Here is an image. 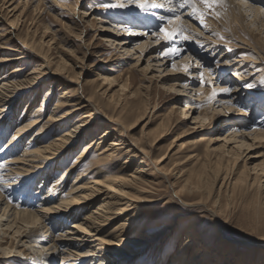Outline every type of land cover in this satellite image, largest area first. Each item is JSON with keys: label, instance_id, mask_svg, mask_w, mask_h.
Here are the masks:
<instances>
[{"label": "rangeland", "instance_id": "1", "mask_svg": "<svg viewBox=\"0 0 264 264\" xmlns=\"http://www.w3.org/2000/svg\"><path fill=\"white\" fill-rule=\"evenodd\" d=\"M19 1L23 5H19V10L21 11L24 8L23 15H21L24 18H20L19 22L16 20L14 24H9L11 26L9 28L6 23L13 20V18L10 19V16L13 14L11 10ZM230 1L224 0L226 8L218 7L215 9V11L220 13L219 17L211 13L207 16L205 20L206 29L200 27L197 20L193 23V21L189 20L190 17H183V20L185 19V21L189 22L188 26H192L189 27L190 29L188 27H186L188 29H185L192 39L183 41L177 38L175 45L171 43L165 45L158 37L151 35V32L157 30V25L161 23L159 19L157 24H150L148 28L142 25L139 26L134 21V23L130 24L128 20H131L129 18L132 16L127 18L126 15L128 10L131 11L130 6H128L130 4L128 0H7V4L9 5L6 4L3 7L0 2V46L4 47L3 50H0V58L6 52L17 55L4 49L19 45L18 43H22L21 39L29 41L28 44H30L31 50H24L28 52L27 56L29 58L26 66L24 65L26 67L24 72L12 73L13 67L17 64V62H14V64L6 65L0 69V80L4 78V82L21 81L27 73H30L38 66L40 67L42 64L43 60L35 58V54H37L44 58L45 61L50 62L53 69L59 66L61 70L64 69L70 76H74L73 80L75 83L84 85L89 95L94 93L102 101L109 100L115 104L119 103V109L128 110L129 112H133L130 110V105L141 103L146 110L133 116H142L143 113H145V116L139 126L132 132L130 139L147 144H151L154 140L159 139V144L156 146L152 160L165 154L163 164L161 163L158 168L162 172L164 171L163 173L166 177L158 174L154 169H151L149 174L153 183L158 186L156 194L159 196L167 195V198L161 203L152 204L150 210L147 212L152 214L159 209V205L161 206L169 200L172 205L180 202L181 204H178L182 207L190 204L175 197L170 189V185L177 179L180 170L189 169L188 174L192 172L195 175L205 172L206 177L203 179V182L200 185L199 183L197 184L200 187V191L193 192L194 201L202 199L203 203H200L197 211H189L182 221H180L179 226L189 228L188 224H190L191 220H196L203 226V229H206V235L211 240L210 244L207 245V250L218 247L216 253L218 256L213 260L214 264H221L225 257L227 259L230 258L228 256L229 248L243 251L244 255L241 258L243 262L239 259V254L237 257L234 255L230 259L232 261L230 264H264V258L262 257L264 255V197L256 198L251 195L253 194L251 191H246L245 194L236 191L233 195L231 188L225 189L223 186L219 192L220 184H213L215 177L212 170L218 167L220 170L219 175L229 173L231 172L229 160L234 159V157L230 159L225 158L218 165L222 155V152L218 149L225 143V141L221 140L232 136L233 131L236 132V136H248L256 123L264 117L262 115V112H264V94H259L257 91L247 92L243 90L252 84L259 85V88L264 87V82H262L264 81V35L259 34L256 30L257 27L252 26V23L247 26L250 33L245 32L244 25L246 24H244L241 15L236 14V6L230 3ZM245 2L250 1L245 0ZM262 2V4L257 5L255 3L252 4L253 6H260L261 10L264 11V1L262 0ZM109 3H123L125 6L117 8L103 6ZM238 5L241 6V3H238ZM11 32L12 36L15 35V38H11L9 34ZM213 33H219L224 39H219ZM197 41L204 46L200 47ZM123 42H127V44L121 45ZM205 42H216L218 46H216L215 51L209 50L206 52ZM141 46H144V48L140 49ZM165 46H175L182 49V51L178 56H163L161 53ZM211 47L215 48V45ZM221 55L223 56L220 58ZM185 57H190L187 60V63L190 61L189 63L191 64L190 71L173 70V64L181 67V60ZM223 57H228L230 63H233L234 60L247 62L242 65V70L240 71L245 80L233 83L235 81L231 79L233 70L240 63L236 64L233 68H223L221 76L224 79L221 77V82L219 81L220 77L219 79L218 77L214 79L216 85L215 91L217 92L218 89L220 91L222 86L229 88L230 91L217 97V102L214 104L216 110L212 111L209 109V104L213 98V88L205 86L200 89L196 65L201 63L205 65L203 71L205 69L208 71L209 67L213 69L218 64L217 61L222 60ZM192 66H194V69ZM254 71H258V74H253ZM260 73H262L263 77L260 76ZM258 75L261 78H258L256 83L253 82ZM62 76L66 77V72ZM123 83L127 84L124 88L122 87ZM76 84L70 85L71 91L77 87ZM234 84H239L237 95L240 99L246 101V103L232 107L231 110L226 107L224 108V106L220 107L223 101L227 102L232 99L231 93ZM49 86L48 83L47 86L42 88L40 90L41 94L33 102H31V98L34 92H32L33 94L21 95L16 105L12 107L8 117V120L11 118V122L7 123L10 129L8 128L3 137L4 130L2 131L0 128V153H3L1 154L3 156L1 163L5 164L6 161L17 158L27 148V145H29L28 149H34L31 141L40 129L39 127L34 128L29 133L22 142V145H18L17 141L8 146L11 150L16 145V150H12L11 153H7V150L5 151L6 145L16 134L17 129L33 121V114L40 107L46 91L50 89ZM179 90L182 91L178 92ZM58 91L57 89L54 90L52 99L47 104L45 115L43 113L42 120L47 118V113L54 107L59 97ZM196 96L202 98H199V100ZM207 96L211 98L207 99ZM250 97L257 98L255 100L262 107V112L249 107L250 103L248 100H250ZM198 100V106L192 105V109L188 115L182 116L184 106L186 104H194ZM199 114L209 119L204 124L195 122L193 119L197 118ZM68 125L70 126V124ZM100 126L106 127L109 124L100 123ZM230 128L232 130L227 132ZM45 131H48V133H45ZM104 131L105 128H101V130L93 133L92 136L101 137ZM62 132L61 130L57 134H54V136H60ZM51 134V130L45 129L40 134V138L47 142ZM208 139H211L214 143L207 145L204 140ZM248 139L250 140L246 141V144H251L250 142L251 140L253 141V138L248 137ZM87 140H89V137L86 138L85 135L84 138L81 137L80 145L73 149L61 163H57L55 166L52 165L50 171H47L45 176V173L43 176H36V180L33 181V183L35 182L34 185L32 183L29 184L30 186L27 185L28 187L22 188L24 184H19V186L11 191V195L5 196L4 202L8 201L10 204L16 205L23 199L19 208L32 210V206L36 209L39 201L46 193L54 194L55 197H58L59 194L60 197L67 195L73 179L79 172H73L64 182L63 180L60 182L58 180H60L59 178L63 175V172L74 164L73 162H75L76 157L85 144L88 143L86 142ZM252 145L253 147L250 150H242V152L244 151L242 159L246 161L249 169L264 162V138L262 140H254ZM226 146H229V149L235 147L234 144H226ZM210 147L217 151L207 153ZM193 155H195L194 159L189 158ZM259 156L262 157L259 158ZM96 160V153L90 155L80 164L79 170L90 169ZM122 161L123 158H120L116 166L119 167ZM138 165V160H136L130 166V171H133ZM241 165L242 163L240 162L237 167L240 170ZM238 169L234 172H238ZM89 171L86 173V178L82 183L91 177ZM114 172L115 169L113 170ZM255 173L256 171L253 174ZM258 174H260V171ZM255 175L249 176V180L250 178H254ZM58 187L61 189L57 190L56 188ZM124 202H127V200L122 201L120 205ZM99 204L100 202H95L93 207H97ZM134 206L135 204H132L130 209H133ZM186 207L194 209L192 206ZM117 208L119 206L115 207V209ZM176 210L178 209L175 208L174 212ZM133 212L131 210L124 214L123 217L109 222L105 239L112 241L113 235L111 232L117 226L127 223L128 216L133 214ZM174 212L172 211V214ZM83 215L84 213L80 216ZM66 223H68L69 227L72 221L69 220ZM55 227V225L52 226V229L54 228L56 231L57 228ZM178 227L176 233L179 237H183L186 228ZM112 233L114 234L115 232L113 231ZM175 235L171 238L160 236L155 243L157 244V248H154L156 249L155 251L154 249L152 250V244L147 245L141 250V255L134 260V264L139 262L151 264L152 260L150 257L153 259L152 263L170 264L179 246V243L177 245V241L174 242ZM17 240V238H11V235H9V237H4L0 241L2 243L0 246L3 247L0 248V264H15L14 259L18 261V256L21 260L18 261L20 264L64 263L61 258H55L54 256L53 260L47 263L41 256L36 254L37 249L31 250L28 246L20 248L26 256H21V254L16 252L12 255L13 258L1 250L9 245L13 247V242ZM164 242L167 243L164 245ZM212 242L215 243L213 244ZM150 252L155 253V255L148 257ZM25 259H28V261ZM32 259H36L40 263ZM238 260L242 263H239Z\"/></svg>", "mask_w": 264, "mask_h": 264}, {"label": "bare ground", "instance_id": "2", "mask_svg": "<svg viewBox=\"0 0 264 264\" xmlns=\"http://www.w3.org/2000/svg\"><path fill=\"white\" fill-rule=\"evenodd\" d=\"M157 1V3H166V0ZM249 1L250 2H245V0H231L230 3L236 6V14H240L243 18V22L246 24L244 25L245 27L243 26L245 32L250 33L247 26L252 23V26L257 27L256 30L258 33L264 35V11L261 10L260 6H253L252 4L255 3L257 5L263 2L262 0ZM0 2L2 3V7L8 3L7 0H0ZM238 3H241V6L238 5ZM20 4L21 2L19 1L15 7H12L11 12H13V14L10 16V19L13 18V20L6 23L9 28H11L9 24H14L16 20L19 22L20 18H24L21 17L24 8L20 11ZM128 6H130L129 8L131 11L128 10L126 12L127 18L132 16L129 18L131 20H128L129 23L135 22L137 25L139 24V26L142 25L147 28L150 24H157L161 15H172V13L159 8L143 12L135 4H129ZM179 11L181 14L184 12L182 14V19L180 21H174V24L182 25L184 29L192 27L188 26V21H185V19L183 20V17H190L188 15L190 10L180 9ZM17 12L18 14H16ZM189 20L193 21V23L196 21L192 18ZM9 34L11 38H15V35L12 36V32ZM21 41L22 43H18L19 45L4 49L9 52H14L17 55H12L8 52L1 55L0 69L6 65L8 66L17 62L13 67L14 70L12 73L17 74L26 70L25 66L29 60L27 56L28 52L26 51L30 50V44H28L29 41H26V39H21ZM205 43L206 52L209 50L215 51L216 46H218L216 42ZM126 44L127 42H123L121 45ZM212 45H215V48L211 47ZM3 48L4 47L0 46V50H3ZM143 48L144 46L140 47V49ZM222 56L223 55H221L220 58ZM35 58L43 60L42 64L40 67L38 66L30 73H27L21 81L4 82V78L0 80V128L2 131L4 130L2 137L8 131L9 125L7 123L11 122V118L8 120L9 112L12 107L16 105L20 96L34 92L31 98V102H33V100L38 98V95L41 94L40 90L47 86L48 83L50 85V89L46 91L40 107L33 114V121L17 129L16 134L6 145L5 151L7 150V153H11L12 150H16V145H14L13 148L10 146L12 148L11 150L8 146L17 141L18 145H22V142L29 133L34 128L39 127L40 129L37 131V134L33 136L34 139H32V141L30 140L31 145H34V149H28L29 145L26 144L27 148L24 149L22 154L17 158L6 161L5 164L3 162L1 163L3 157L1 154L3 153H0V241H2L4 237H9V235H11V238L15 237L18 239L13 242V247L9 245L1 250L8 253L7 255L13 258L12 255L16 252L21 254V256H26L20 248L28 246L31 250L34 248L37 249L36 254L41 256L47 263L52 261L54 256L55 258H61L62 262H64H61L62 264H134V260L141 255V250L147 245L152 244L153 250L155 247L157 248V244L155 243L160 236L171 238L176 234L174 242L177 241V245L179 243V246L170 264H214L213 260L218 256L216 254L218 247L207 250V245L210 244L211 240L206 235V229H203V226H201L198 221L191 220L190 224H188L189 228L184 226L186 229L183 237H179L176 233L180 221H182L188 212L197 211L200 203H203L202 199L194 201L193 192L200 191V187L197 186V184L199 183L200 185L201 182H203L206 173L202 172L201 174L195 175L190 172L188 174L189 169H183L179 171L177 179L174 178V183L171 185L169 184L175 197L190 203L186 206H192L194 209H188L185 205L182 207L180 202H176L175 205H172L169 200L161 206L159 205V209L152 214L148 213L147 211L150 210L152 204L163 202L166 200L167 195L159 196L156 194L158 186L153 183L150 177L151 175L149 174L151 169H154L158 174H162L166 177L163 173L164 171L162 172L160 168H158L163 162L165 154L152 160L154 152L156 151V146L159 144V139L154 140L151 144L139 143L130 139L132 132L139 126L145 113L137 117L133 115L139 112L142 113L146 108H143L141 103H134L130 105V110L133 112L119 109V103L115 104L109 100L102 101L99 96L94 93L90 95L87 94V88L79 83L76 84L73 80L74 76H70L66 70H61L59 66L53 69L50 62L45 61L44 58L37 54H35ZM188 59H190V57L183 58L181 60L182 66L180 67L177 65L175 68L172 66V69L184 71V66L188 65L190 62L187 63ZM219 61H221V63H218L213 69L211 68L213 75L210 76L205 69L204 74L207 80H210V78L214 80L217 77L219 79L220 77V81L221 77H223L221 76V70L223 68H233L239 63L240 65L236 66L233 70L231 79L235 81L233 83L245 80L240 71L242 70V65L247 63L246 61L239 62L234 60L233 63H230L228 57H223V59ZM193 67L194 66H192V68ZM64 72L67 74L66 77L62 76ZM257 72L258 71H254L253 74H258ZM260 76L263 77L262 73H260ZM260 76L258 75L253 82L256 83L258 78H261ZM72 84L77 85L73 91L70 90V85ZM126 86L127 84L123 83L122 87L124 88ZM233 86V91L231 93L232 99H228L230 103L223 101L220 107L224 106V108L226 107L231 110L232 107H237L239 104L244 105L246 103V101L240 99L237 95L239 84H234ZM259 87L260 86L257 84H252V87L247 86L243 90L247 92L257 91L259 94H264V87ZM202 88L203 87L200 89ZM55 89L59 90V97L54 107L47 113V118L42 120L43 113L45 115L47 104H49L48 102L52 99ZM180 91L182 90L178 92ZM217 93L218 95L213 97L209 104V109L212 111L216 110L214 104L217 102V97L223 94L219 89ZM196 97H198V99L202 98L200 96ZM206 98L210 99L208 96ZM255 98L256 97H250V100H248L250 103L249 107L251 109L253 108V110L256 109L258 112H262L263 109L258 105ZM199 100L195 101L194 104H186L182 111V116L185 117L188 115L189 111L192 109V105L198 106ZM241 112L243 111L241 110ZM262 115H264V112H262ZM208 119V117L199 114L197 118L193 120L200 124H204ZM100 123H108L109 126L101 127ZM68 124H70V126ZM170 126H172V124H170ZM101 128H105L101 137L92 136L93 133L101 130ZM45 129L51 130L52 133L51 136L49 135L50 137H48L47 142L40 138V134ZM61 130L63 132L60 136H54V134H57ZM231 130L232 128L228 129L227 132ZM45 133H48V131H45ZM232 134V136L228 135L230 136L229 138L226 137L224 140H221L225 141V143L218 149L222 152L218 165L223 162V159L234 157L233 160H229L231 172L219 175L220 170L216 167L212 170L215 177V179H213V184H220L219 192L223 186L225 189L231 188L233 195L236 191L243 194H245L246 191H251L253 192L251 195L256 198L264 197V162L249 169L246 161L242 159L244 153L242 150H250L253 147L252 144L254 140H262L264 138V117L256 123L248 136H236V132L234 131ZM84 135L86 138L89 137V140L86 141L88 143L85 144L76 157L75 162H73L74 164H72L73 166L71 165L70 168L64 171L63 175L59 178L60 180H58L59 182L62 180L64 182L73 172H79L73 179V183L70 185L67 195L60 197L59 194L58 197H55L54 194L51 195L50 193H46L39 201V205L36 209L32 206V210L19 208L23 199H19L20 202L16 205H12L8 201L4 202L5 196L11 195V191L19 186V184H24L22 186V188H24L32 184L37 177L43 176L44 173L45 176L46 172L50 171L52 165L55 166L57 163H61L64 158L68 157L73 149L80 145V139L81 137L84 138ZM248 137L253 138V141L251 140L250 142L251 144H246V141L250 140ZM204 141L207 145L214 143L211 139ZM215 142L217 141L215 140ZM226 144H234L235 147L229 149V146H226ZM216 151V149H211L210 147L207 153ZM94 153H96L97 157L95 164H92L90 169L79 170L80 164L90 155H94ZM261 157L259 156V158ZM120 158H123V161L120 166L117 167L116 165H118ZM189 158L194 159L195 155ZM136 160H138V167L130 171V166H132ZM240 162L242 163L241 170L237 168ZM114 169L115 172L113 173ZM237 169L238 172H234ZM88 170H90L89 174L91 177L82 183L86 178ZM252 171L253 173L256 171V175L251 173ZM259 171L260 174H258ZM252 175H255V177L249 180V176ZM204 183L206 184V182ZM167 188L169 189V187ZM56 189L59 190L61 188L58 187ZM124 200H127V202L120 205ZM95 202H100V204L97 207H93ZM130 203L133 205L135 204L133 209H130L132 206ZM116 206H119V208L115 209ZM175 208L178 210L174 212ZM131 210L134 212L128 216L127 223L117 226L113 230L115 232L114 234L112 233L113 231L111 232L113 235L112 241L105 239V236H107L106 230L109 228H107V226L110 224L109 222L123 217L124 214ZM172 211L174 212L173 214ZM83 213L84 215L80 216ZM69 220L72 221V223L68 227L66 221ZM54 225L56 226L55 228H57L56 231L54 228V231H52V226ZM180 227L182 226L178 228ZM166 243L167 242H164V245ZM212 243L214 244L215 242ZM1 244L0 242V245ZM0 248L3 247L0 246ZM155 250L156 249H154V251ZM238 254L241 260L243 251H239L236 248H229L228 256L230 258L227 259L225 257L221 264L232 263L230 259L234 255L237 257ZM148 255V257L154 256L155 253L153 254L150 252ZM262 257L264 258V255H262ZM150 258L153 261L152 257ZM17 259L18 261L20 260L19 256ZM25 260L28 261V259ZM32 260L37 261L36 259ZM240 260H238L239 263H242L243 261L241 260L242 262H240ZM18 261L14 259L15 264H17ZM152 261L151 264H156L154 262L152 263ZM37 263L40 262L37 261ZM136 264H142V262ZM143 264H148V262Z\"/></svg>", "mask_w": 264, "mask_h": 264}, {"label": "snow or ice", "instance_id": "3", "mask_svg": "<svg viewBox=\"0 0 264 264\" xmlns=\"http://www.w3.org/2000/svg\"><path fill=\"white\" fill-rule=\"evenodd\" d=\"M128 3L135 4L143 12H148L150 9L159 8L165 10L166 12L172 13L171 16L161 15L159 17L161 23L157 25V30L151 32L152 36L158 37L159 40L165 43V45H168L169 43L175 45L177 37H179L183 41H189L192 39V37L186 33V30L182 27V25L174 24V21H180L182 19V14L179 11L180 9L190 10L188 12L190 18L197 20L199 26L206 29L207 25L205 24V20L207 16L211 13L219 17L220 13L215 11V9L218 7L226 8L224 0H166V3H157V0H128ZM103 6L117 8V7H124L125 5L123 3H119V4L109 3ZM213 35H216L221 40L224 39V37L220 36L219 33H213ZM197 43L200 44V47L204 46L199 41H197ZM181 51L182 49H179L175 46H171V47L165 46L163 48L161 55L178 56L180 55ZM217 63H221V61H217ZM196 67L198 69L197 75L199 77L200 86L212 87L213 88L212 97L218 95V93L215 91L216 88L215 81L205 79V74L203 71L205 65L198 63ZM173 68H175V64H173ZM190 68H191V64L189 63L188 65L184 66V71L189 72ZM208 74L210 76L213 75L210 67L208 68ZM248 87H252V85H248ZM229 91H230L229 88H225V87L220 88V92L227 93ZM226 103H230V101Z\"/></svg>", "mask_w": 264, "mask_h": 264}]
</instances>
